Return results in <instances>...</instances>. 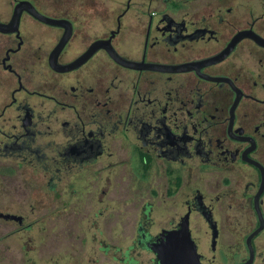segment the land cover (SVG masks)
Returning <instances> with one entry per match:
<instances>
[{"label":"flooded vegetation","instance_id":"1","mask_svg":"<svg viewBox=\"0 0 264 264\" xmlns=\"http://www.w3.org/2000/svg\"><path fill=\"white\" fill-rule=\"evenodd\" d=\"M36 257L264 264V0H0V264Z\"/></svg>","mask_w":264,"mask_h":264},{"label":"water","instance_id":"2","mask_svg":"<svg viewBox=\"0 0 264 264\" xmlns=\"http://www.w3.org/2000/svg\"><path fill=\"white\" fill-rule=\"evenodd\" d=\"M165 250H166V252H164L163 254L168 256L169 251L171 250V248H167ZM169 256H170V254H169ZM163 261H164L165 264H176V262H180V260H178V261H176V260H163ZM173 261H175V262H173Z\"/></svg>","mask_w":264,"mask_h":264},{"label":"rangeland","instance_id":"3","mask_svg":"<svg viewBox=\"0 0 264 264\" xmlns=\"http://www.w3.org/2000/svg\"><path fill=\"white\" fill-rule=\"evenodd\" d=\"M34 262H35V264H47L46 260H38L37 257L35 258Z\"/></svg>","mask_w":264,"mask_h":264}]
</instances>
